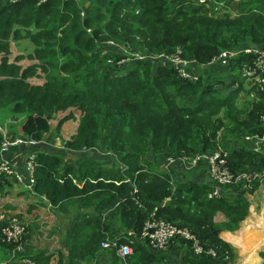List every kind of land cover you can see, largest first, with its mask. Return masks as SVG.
Listing matches in <instances>:
<instances>
[{"label":"trees","instance_id":"16d2710c","mask_svg":"<svg viewBox=\"0 0 264 264\" xmlns=\"http://www.w3.org/2000/svg\"><path fill=\"white\" fill-rule=\"evenodd\" d=\"M87 1L83 16L81 4ZM225 4L238 13L219 14L218 3L207 6L191 0H0V115L7 114L12 121L25 119L21 135L36 141L47 137L56 117L57 129L68 119L79 120L67 142L68 149L82 155L79 162L39 146L36 185L26 190L41 200L29 204L38 212L85 209L70 215L71 219L76 214L63 238L65 246L56 250L58 264L95 259L104 250L101 242L107 234L119 235L121 242L134 241L132 264H176L170 253L154 252L139 237L158 206L159 217L190 228L207 250L217 252L216 256L187 252L178 264L235 262L234 248L216 231L240 228L249 215V195L263 183L257 180L246 190L240 182L224 187L222 197L209 198L210 181L192 182L188 173L177 181L174 193L159 163L169 155L212 151L225 129L224 111L232 122L223 138V145L232 149V169L236 173L263 169L264 160L259 163L240 137L260 131L264 92L240 109L238 100L230 98L235 93L239 98V91L225 95L221 84L182 79L171 68L156 67L148 56L131 58L123 68L118 65L123 57L104 46L114 41L152 56L181 47L183 56L202 63L242 44L264 47V0ZM13 45L21 49L19 53H14ZM11 135L19 136L14 131ZM2 138L0 133V143ZM93 149L115 153L125 167L122 173L99 167L90 155ZM146 154L160 158V170L150 171L143 164ZM15 184L19 182L14 176L1 175L0 198L10 196ZM170 196L171 202L161 206ZM219 215L223 220H217ZM185 246L182 241L179 252ZM53 256L40 252L29 257L32 264H49Z\"/></svg>","mask_w":264,"mask_h":264},{"label":"built area","instance_id":"2783aa9c","mask_svg":"<svg viewBox=\"0 0 264 264\" xmlns=\"http://www.w3.org/2000/svg\"><path fill=\"white\" fill-rule=\"evenodd\" d=\"M2 1L17 3L21 0ZM37 1L43 3L47 0ZM77 1L79 2L80 0ZM191 1L207 6L212 2L218 3L219 6L217 10L219 11V9L226 6L225 3L227 0ZM84 14L85 10L82 11L83 16ZM104 46L107 50L111 51L112 54H117L120 44L114 41H108L104 43ZM133 53V57H130L129 60L134 57L144 59L148 56L156 67L171 68L176 71L180 78L185 80L197 82L202 80L200 79L201 75L204 76L206 80H213L214 82L223 80L228 92L239 91L241 95L247 93L253 97V99L260 98L261 93L264 92V47L260 45L242 44L221 50L207 63H202L197 59H190L183 56V49L181 47L171 54L162 53L152 56L149 54ZM109 62H112L111 58ZM225 77H228V79H224ZM260 127L261 129L259 132L245 134L244 143L249 151L256 154L257 161L262 163L264 160V111L260 118ZM0 133L3 136L0 143V176H14L17 181L27 189H33L36 185L34 169L37 153H28L24 170L13 164V154L18 150L26 151L27 153L28 148H34L36 150L39 146L46 144V140L36 141L24 136L13 137L9 130V122L1 120ZM232 158L231 147L220 146L218 144L212 151L163 158L159 166L160 169L165 172L164 177L168 179L174 193H176L177 181L185 177L191 170H201L204 174V179L210 181L211 190L208 195L209 198L222 197L224 193H226L224 187L227 186L232 188L233 184H238L240 182L243 183V188L246 190L251 189L257 180L264 183V168L236 173L231 167L230 160ZM171 199V196L166 198L161 206L169 204ZM159 207L160 206L156 207L155 210L150 213L139 235L154 252L159 254L170 253L172 261H175L177 257L187 252H193L195 255H201L205 252L213 256L217 255L215 249L208 248L207 250L205 245L190 228L159 217L157 215ZM17 225L21 224L18 223ZM22 228L24 227L22 226ZM3 229H5V233L9 234L12 233V229L15 234L18 231L17 226L12 224L5 226ZM128 233L129 235H135L133 231H129ZM129 241L130 242H121L119 235L107 234L105 239L101 242V246L104 250L116 251L121 258L126 259L134 253V247L132 245L134 241L132 239ZM182 241L186 243V246L179 252L178 247Z\"/></svg>","mask_w":264,"mask_h":264},{"label":"rangeland","instance_id":"374dc122","mask_svg":"<svg viewBox=\"0 0 264 264\" xmlns=\"http://www.w3.org/2000/svg\"><path fill=\"white\" fill-rule=\"evenodd\" d=\"M237 1H244V0H237ZM235 1V2H237ZM87 2L82 3V11L85 10L87 6ZM219 14H225V13H231L232 15H236L238 11L235 10L234 6L232 5H226L223 8L219 9ZM25 42V41H23ZM13 51L14 53H19V49L17 46L13 45ZM21 50V49H20ZM133 49L129 46H123L120 45L117 50V54L121 55L123 58L118 61V65L123 68H125L128 64L129 57H133V52H131ZM141 53V52H139ZM127 55V56H125ZM200 79H205L204 76L201 75ZM224 79H228V77H225ZM207 81V80H205ZM209 85H219L221 84L223 86H218L221 91L225 95L229 94L227 92V87L225 82L223 80H218L217 82H214L213 80H208ZM231 100L235 101L238 100L236 103L240 105V109H242L243 104L246 106L249 104L252 105L253 102L258 101V99H253L249 94L243 93L240 94L239 98L238 95L235 93L233 95H230ZM227 112L221 113V116L224 118L223 122L225 123L224 128L218 135L217 138V146L218 144L220 146L225 143L224 136L226 132V129H231L232 122L231 119L226 115ZM62 115H60L61 117ZM76 117H79V114L77 113ZM241 118H244L242 116ZM0 120L9 122V130L14 131L17 135L21 134V127L24 123L25 119H20L16 121L10 120V117L7 116V114L0 115ZM10 120V121H9ZM60 118L56 117V119L52 123V130L45 138L46 144H43L40 148H53L54 152L58 153L59 155H63L65 159L69 161H73L74 159H77L78 162L81 159V155L78 154L76 151L70 150L66 147V142L69 140V138L74 134V132L77 130L79 125L78 118H71L65 121L61 124L60 128L57 129L59 125ZM11 122V123H10ZM221 134V135H220ZM245 135V134H244ZM244 135L240 137L242 142L244 143ZM240 143V142H239ZM246 146V144L244 143ZM224 149V148H223ZM30 150V153H36V150L33 148H28ZM25 153V154H24ZM92 154V155H91ZM90 155L98 160V166L104 165L110 169L120 171L122 173L123 169L125 168L124 165L120 162L119 158L116 156L115 153H106L101 152L100 149H93L90 151ZM172 157H175L173 155H169ZM166 156V157H169ZM163 157V158H166ZM27 158L26 151H18L16 155L13 156V160L17 163V167L24 170L25 167V161ZM160 158L154 157L152 154H146L142 161L143 164L148 165V169L150 171H158L160 170L158 167V160ZM160 161V160H159ZM151 163H153V166H150ZM154 167V168H153ZM122 169V171H121ZM160 172V171H159ZM190 175L188 177V180L199 181L204 179V174L201 170H195V171H189ZM264 184V183H263ZM21 185V186H20ZM17 188L18 191H23V193L19 194L17 196V199L21 201L26 202H19L16 200V198H7V199H1L0 200V239L2 240L0 243V264H16V263H30L33 262L30 258V254H33L34 251H36V254H39L40 251L47 250V253H44L45 257L48 256V254L53 253L54 256L52 257L49 264H58L57 263V256L59 257V254L56 252L58 248H63L65 246L64 244V236L66 233L67 228L70 225V221L74 220V216L71 217L73 213H76L79 210H85V209H55L53 212H46V209L42 210H36V207L33 205H27V202H34V204L40 203V199H37L26 191L27 189L24 188L22 184H20ZM263 189V188H262ZM264 193L261 191V189L257 190L253 194V198H250V203L253 204L256 208H262V200L264 199ZM252 196V195H251ZM250 196V197H251ZM17 201V202H16ZM6 202V203H5ZM9 202V203H8ZM17 203L16 206L18 208L12 209L8 208L10 206L15 205L14 203ZM5 203V205H4ZM3 206L5 209H3ZM30 207V212L28 209ZM23 208V209H22ZM36 215V216H34ZM218 221L223 220L222 216L218 217ZM21 224L24 228H22ZM14 225L17 226V233L15 234L13 229L12 233H5V226L7 225ZM68 225V226H67ZM20 228H19V227ZM117 229H122L120 226ZM10 239V240H9ZM230 239L235 240V237H230ZM4 243H7L9 246H5ZM40 248H42L40 250ZM55 251V253H54ZM114 252L116 251H106L102 250L98 257H96L93 260H90L86 264H132V262L129 260L130 257L123 259L121 258L117 253L114 255ZM177 261L181 260V257H177ZM32 264V263H31ZM66 264V262L64 263Z\"/></svg>","mask_w":264,"mask_h":264},{"label":"crops","instance_id":"0c3cea01","mask_svg":"<svg viewBox=\"0 0 264 264\" xmlns=\"http://www.w3.org/2000/svg\"><path fill=\"white\" fill-rule=\"evenodd\" d=\"M235 1H237V0H235ZM19 136H22V135L19 134ZM40 149H43V148H40ZM45 149L54 151L53 148H45ZM18 151H22V150H18ZM18 151H16L13 154V156L16 155V153ZM29 152H30V150H28V152L26 154L28 155ZM80 157H82V155ZM74 162L78 163V160L74 159ZM13 164L15 166L17 165L15 160H13ZM19 185H20V183L13 185L12 194L10 196H8L7 198H9V197L16 198V200L19 202H26V201H21V200L17 199V196H18L17 193L19 192L17 190L18 189L17 187ZM24 188H26V187L24 186ZM259 189H261V191L264 193V184L262 186H260ZM28 190H32V189H28ZM249 196H251L250 198H253V194H250ZM7 198H3V199H7ZM1 199L2 198H0V200ZM37 199H39V198H37ZM250 201H251V199H250ZM16 202L14 204H15V207L18 208V206H16L17 205ZM5 203H4V205H5ZM29 204H31V202H27V205H29ZM44 204L47 205L48 203L44 202ZM28 208H30V207H28ZM3 209H5L4 206H3ZM220 216L221 215H219L218 217H220ZM263 218H264V199L262 200V208H258V207L256 208L253 204H250L249 215L241 223V226L238 230H236L234 232L224 230L220 233V237L223 240H225L226 242L230 243L236 252V260L233 264H242V263L243 264H264V257L262 256V253L264 252V219ZM258 235H259V237H257ZM230 236L235 237L236 241L230 239L229 238ZM41 249L42 248H40V250ZM36 253L37 252L34 251L33 254H36ZM38 253H40V251ZM41 253L44 255V253H47V250H46V252L41 251ZM172 262H175L176 264L180 263L179 261H172ZM16 264H22V263H16Z\"/></svg>","mask_w":264,"mask_h":264},{"label":"water","instance_id":"95a60500","mask_svg":"<svg viewBox=\"0 0 264 264\" xmlns=\"http://www.w3.org/2000/svg\"><path fill=\"white\" fill-rule=\"evenodd\" d=\"M221 232H222L221 230H217V231H216V234L220 236V233H221Z\"/></svg>","mask_w":264,"mask_h":264},{"label":"bare ground","instance_id":"6f19581e","mask_svg":"<svg viewBox=\"0 0 264 264\" xmlns=\"http://www.w3.org/2000/svg\"><path fill=\"white\" fill-rule=\"evenodd\" d=\"M263 219H264V218H263ZM258 226H259V225H258ZM255 234H256V233H255ZM230 237H231V236H230ZM230 237H229V238H230ZM257 237H259V235H258ZM248 249H249V248H248ZM249 250H250V249H249ZM251 250H252V249H251ZM251 254H252V253H251ZM245 260H246V259H245ZM242 264H243V263H242Z\"/></svg>","mask_w":264,"mask_h":264}]
</instances>
